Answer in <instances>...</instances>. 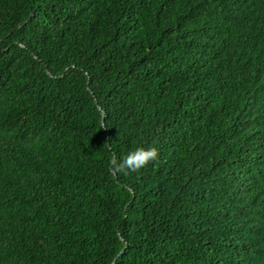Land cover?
Wrapping results in <instances>:
<instances>
[{
	"label": "trees",
	"instance_id": "trees-1",
	"mask_svg": "<svg viewBox=\"0 0 264 264\" xmlns=\"http://www.w3.org/2000/svg\"><path fill=\"white\" fill-rule=\"evenodd\" d=\"M0 264H264V0H0Z\"/></svg>",
	"mask_w": 264,
	"mask_h": 264
},
{
	"label": "clouds",
	"instance_id": "clouds-1",
	"mask_svg": "<svg viewBox=\"0 0 264 264\" xmlns=\"http://www.w3.org/2000/svg\"><path fill=\"white\" fill-rule=\"evenodd\" d=\"M159 153L155 147H140L130 152L122 162H117L115 159L111 161V165L116 172H123L125 175L129 172H138L146 167L149 163L155 161Z\"/></svg>",
	"mask_w": 264,
	"mask_h": 264
}]
</instances>
